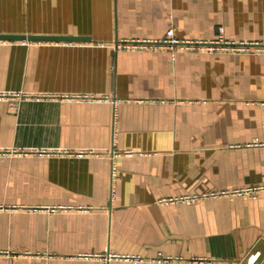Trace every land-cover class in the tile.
<instances>
[{"label":"crops","instance_id":"1","mask_svg":"<svg viewBox=\"0 0 264 264\" xmlns=\"http://www.w3.org/2000/svg\"><path fill=\"white\" fill-rule=\"evenodd\" d=\"M170 29L261 44L264 0H0L85 39L0 41V264H264V53L121 47Z\"/></svg>","mask_w":264,"mask_h":264},{"label":"built area","instance_id":"2","mask_svg":"<svg viewBox=\"0 0 264 264\" xmlns=\"http://www.w3.org/2000/svg\"><path fill=\"white\" fill-rule=\"evenodd\" d=\"M195 46L196 49L199 50H206L209 52H227L232 54H246L251 53L252 51L256 53H264V43H241L237 44L235 42H228L223 37H221L217 41L212 42H182L179 41L174 36L173 29H170L167 32V36L165 39L158 40V41H150V40H135L131 42H127L122 44L123 49L127 50H146V49H168L171 51H175L177 49H189L190 47ZM26 95H19V94H0V98L6 99L10 103V108L13 110L18 109L19 101L21 98H25ZM130 154V153H128ZM131 155V154H130ZM113 177H115V171L113 172ZM256 190H237V191H221V192H213L208 194H201V195H192L186 196L179 199H170L167 202H184V203H196L203 199H210V198H220V197H228V196H236V195H250L255 194ZM54 210V209H50ZM118 258L116 255H109L108 261L111 259ZM257 257L250 259V264L255 262ZM170 259H162L160 262H168ZM127 261H130L131 264H139L141 259L139 257H132L127 258Z\"/></svg>","mask_w":264,"mask_h":264},{"label":"water","instance_id":"3","mask_svg":"<svg viewBox=\"0 0 264 264\" xmlns=\"http://www.w3.org/2000/svg\"><path fill=\"white\" fill-rule=\"evenodd\" d=\"M79 41L80 37H53V36H25V35H0V41Z\"/></svg>","mask_w":264,"mask_h":264},{"label":"rangeland","instance_id":"4","mask_svg":"<svg viewBox=\"0 0 264 264\" xmlns=\"http://www.w3.org/2000/svg\"><path fill=\"white\" fill-rule=\"evenodd\" d=\"M205 194H208V193H205Z\"/></svg>","mask_w":264,"mask_h":264}]
</instances>
